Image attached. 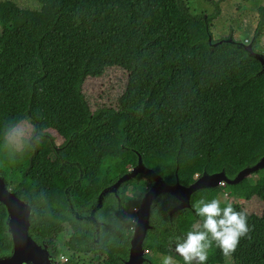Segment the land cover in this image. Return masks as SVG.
I'll return each instance as SVG.
<instances>
[{
	"label": "trees",
	"instance_id": "16d2710c",
	"mask_svg": "<svg viewBox=\"0 0 264 264\" xmlns=\"http://www.w3.org/2000/svg\"><path fill=\"white\" fill-rule=\"evenodd\" d=\"M37 1L40 10L0 2V176L29 204V233L54 257L66 252L65 264H80L92 254L96 264H105V256L106 264H123L132 235L126 207L141 203L142 185L152 179L140 174L104 196L98 234L71 211L82 214L97 204L139 156L170 185L189 186L205 172L234 179L256 165L264 157L263 67L239 42L213 38L215 2L207 16L193 14L186 0ZM259 12L256 41L264 7ZM253 50L259 53L255 42ZM114 67L128 73L124 93L115 107L91 110L87 80ZM27 123L33 128L24 139L40 142L13 160L6 144L15 132L5 133ZM214 198L237 211L254 199L264 207V169L240 183L195 192L191 207L171 218L177 199L158 196L144 245L153 264L159 263L150 252L183 264L168 244L199 222L193 205ZM247 212L248 237L231 257L213 243L207 264H264V212ZM7 218L0 204V256L12 251L11 239L1 237L9 234Z\"/></svg>",
	"mask_w": 264,
	"mask_h": 264
},
{
	"label": "water",
	"instance_id": "95a60500",
	"mask_svg": "<svg viewBox=\"0 0 264 264\" xmlns=\"http://www.w3.org/2000/svg\"><path fill=\"white\" fill-rule=\"evenodd\" d=\"M253 40H255V38ZM223 42L230 43L233 42V39H224L218 44ZM253 44V42H250V44L239 43L238 47L244 49L251 57L257 59L261 63L263 67L262 73H264V55L255 52L253 50ZM261 169H264V157L256 165L239 172L234 179H229L224 171L212 175L205 172L189 186H183L179 181L174 185H170L152 169L147 168L141 156H139L138 164L132 168L128 174L121 177L113 187L105 189L99 196V201L100 203L102 202L103 194L108 192L116 193V190L124 182L136 178L140 174L147 175L152 179L153 184L145 191L137 210L138 224H136L134 228L129 260L127 262V264H144V255L146 253L144 242L148 231L152 228L150 224L151 208L158 196L170 194L177 199L178 205L170 212L172 215L180 210L190 208L191 197L195 192L207 188H217L226 184L240 183L244 179L251 177L254 172ZM0 204L7 210V226L12 241L11 253L7 256H0V264H59L57 261H54L48 246L38 244L31 237L29 233L31 227V207L28 203L21 200L15 192L8 188L2 176H0ZM100 206L101 204L99 207Z\"/></svg>",
	"mask_w": 264,
	"mask_h": 264
},
{
	"label": "rangeland",
	"instance_id": "374dc122",
	"mask_svg": "<svg viewBox=\"0 0 264 264\" xmlns=\"http://www.w3.org/2000/svg\"><path fill=\"white\" fill-rule=\"evenodd\" d=\"M3 1H13L23 9L40 10L41 8L37 0H0V2ZM186 2L193 14L207 16L214 14L216 6L213 3H218L220 14L212 22L213 38L217 41L232 38L234 41L245 44L255 42V49L264 55V31L257 41L253 40L255 29L260 21L259 9L264 7V0H186ZM127 82L128 73L117 67L108 68L101 76L88 79L85 85V94L91 110H97L103 106L115 107L118 98L126 89ZM32 128L28 123L21 125L20 129L15 131L14 139L17 135L29 138ZM53 135L56 138V144L60 145L62 140L56 134ZM259 177L255 176L254 178L258 179ZM242 204L249 212L258 215L264 212L262 203L255 199ZM128 210L132 212L135 207H128ZM1 237L4 240L8 239L9 234H4ZM157 259L162 263L163 258L160 255L157 256ZM226 264H232V261L227 260Z\"/></svg>",
	"mask_w": 264,
	"mask_h": 264
},
{
	"label": "clouds",
	"instance_id": "9594fccd",
	"mask_svg": "<svg viewBox=\"0 0 264 264\" xmlns=\"http://www.w3.org/2000/svg\"><path fill=\"white\" fill-rule=\"evenodd\" d=\"M247 44V43H246ZM15 132L14 127H9L6 136ZM40 142V137H33L26 141L17 135L14 141L6 144L9 156L15 160L25 148L35 147ZM199 178V176H198ZM199 222L183 236H177L174 240V252L179 256L183 264H207L209 249L215 246L220 249L225 257H231L236 252L243 238L248 237L250 227L247 210L237 211L231 203L221 206V200H199L193 205ZM138 224L136 216L128 217V227L134 229ZM63 255V254H61ZM162 264H176L175 257L166 255Z\"/></svg>",
	"mask_w": 264,
	"mask_h": 264
},
{
	"label": "flooded vegetation",
	"instance_id": "af4514ba",
	"mask_svg": "<svg viewBox=\"0 0 264 264\" xmlns=\"http://www.w3.org/2000/svg\"><path fill=\"white\" fill-rule=\"evenodd\" d=\"M151 185L152 184H145V185H142V191L145 193V191L147 190V189H149L150 187H151ZM145 187H146V189H145ZM109 188H111V187H108V188H106V189H109ZM104 191V190H103ZM102 193V192H101ZM110 193H112V192H108V193H106V194H103V196H102V202L100 203V201H99V197H98V200H97V204H93V205H91L90 206V208H87V209H85L84 211H80L82 214H79L78 212H76V211H71L72 213H74L75 214V216L78 218V219H80V221H83V222H88V221H90L91 222V224L94 226V227H96V229H97V234L100 232V228L102 227V226H104L105 225V223H103V222H101V221H99V220H97V218H96V212L99 210V209H101V207H102V205H103V201H104V196H108ZM172 196V195H171ZM174 197V196H173ZM174 203V202H173ZM101 204V206L99 207V205ZM177 205V202H176V200H175V203H174V205L173 206H176ZM139 206H140V203H139V205H134V206H128V207H130V208H132V207H135V210L134 211H130L131 212V214H132V216L134 215V216H136L137 217V210H138V208H139ZM128 207H126L127 208V210H128ZM173 215H171L170 214V216H169V218H171ZM151 220V219H150ZM132 230V235H131V239H130V247H129V251H128V256H127V259H125V260H123V264H127V262H128V260H129V252H130V248H131V240H132V237H133V234H134V229H131ZM148 235L149 234H147V236H146V239H145V242H144V245L146 244V242H147V239H148ZM9 237H10V235H9ZM11 239V238H10ZM97 241V240H96ZM44 246H48V245H44ZM168 246H169V248H170V250L172 251V253H174L175 254V252H174V244H168ZM144 249H145V247H144ZM50 250V249H49ZM146 250V249H145ZM52 255V254H51ZM150 255L151 256H153L156 260H157V262L159 263V264H162L161 262H159V260L157 259V256H161L162 258L164 257V256H166V255H163V254H151V252H150ZM176 255V254H175ZM60 256H61V254H60ZM60 256H57V257H54L53 255H52V257H53V259H54V261H57L59 264H64V263H62L61 261H60ZM89 257H90V259H89ZM144 259H145V263L144 264H153L152 262H151V260L149 259V257L147 256V254L145 253V255H144ZM95 260V256L94 255H92V254H87V255H84V262L86 261V264H96V261H94ZM104 260H105V264L107 263V261H108V258L105 256V258H104ZM175 260H176V264H182V263H180L176 258H175ZM84 262H81L80 264H83ZM97 264H99V261H97Z\"/></svg>",
	"mask_w": 264,
	"mask_h": 264
},
{
	"label": "built area",
	"instance_id": "2783aa9c",
	"mask_svg": "<svg viewBox=\"0 0 264 264\" xmlns=\"http://www.w3.org/2000/svg\"><path fill=\"white\" fill-rule=\"evenodd\" d=\"M196 178H198V176H196ZM223 186H224V185H223ZM223 186H222V187H223ZM9 238H10V237H9ZM59 258H60V261H61L62 263H64V264L68 262V257H67L66 255H64V254L61 255Z\"/></svg>",
	"mask_w": 264,
	"mask_h": 264
}]
</instances>
